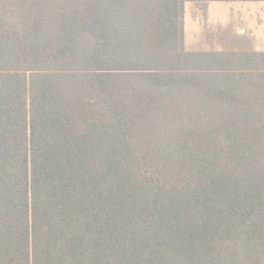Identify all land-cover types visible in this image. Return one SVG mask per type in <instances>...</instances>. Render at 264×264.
Wrapping results in <instances>:
<instances>
[{"label":"trees","instance_id":"trees-1","mask_svg":"<svg viewBox=\"0 0 264 264\" xmlns=\"http://www.w3.org/2000/svg\"><path fill=\"white\" fill-rule=\"evenodd\" d=\"M188 1L0 0V264H264V53Z\"/></svg>","mask_w":264,"mask_h":264},{"label":"rangeland","instance_id":"rangeland-1","mask_svg":"<svg viewBox=\"0 0 264 264\" xmlns=\"http://www.w3.org/2000/svg\"><path fill=\"white\" fill-rule=\"evenodd\" d=\"M193 1L186 2L184 6L186 20L192 19L186 21L185 27L189 22L188 28L184 27V51L192 53L242 49L264 53V21L257 17L256 5L248 2L254 0ZM197 16L199 18L194 21Z\"/></svg>","mask_w":264,"mask_h":264},{"label":"crops","instance_id":"crops-1","mask_svg":"<svg viewBox=\"0 0 264 264\" xmlns=\"http://www.w3.org/2000/svg\"><path fill=\"white\" fill-rule=\"evenodd\" d=\"M233 2V1H232ZM231 2V3H232ZM248 2H250V4H254V5H256V7H257V10L255 11V13H257V17L258 18H261V20L262 21H264V14L261 16L260 14H262V13H264V0H262V1H257V0H254V1H248ZM262 6H261V5ZM188 5V4H187ZM186 5V6H187ZM242 5H244V3L242 2ZM185 10H186V8H184V19H183V25H184V27H185V24L187 23L186 21H192V19H189V20H186V13H185ZM204 11H202V13H203ZM201 13V14H202ZM205 13V12H204ZM199 17L197 16V18L195 17L194 18V21H196L197 19H198ZM189 22H188V24H189ZM188 24H187V26H188ZM185 27V28H188V27ZM261 43V42H260ZM225 50H228V49H225ZM254 52H256V50H253ZM259 51H257V53H258Z\"/></svg>","mask_w":264,"mask_h":264}]
</instances>
